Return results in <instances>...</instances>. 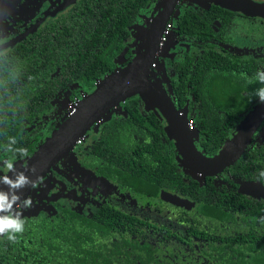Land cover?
I'll use <instances>...</instances> for the list:
<instances>
[{"label": "flooded vegetation", "instance_id": "flooded-vegetation-1", "mask_svg": "<svg viewBox=\"0 0 264 264\" xmlns=\"http://www.w3.org/2000/svg\"><path fill=\"white\" fill-rule=\"evenodd\" d=\"M119 1L125 3L126 0ZM148 1L149 3L138 12L134 21L124 27V33L121 32V27L118 28L115 40L109 37L110 29H105V33L108 35L104 38L105 42L113 43V48H109L103 54L104 67H108L106 60L112 52H117L111 58L113 62H110L114 63L116 67L102 77H98L91 90L83 80L74 79L72 70L61 74L62 69L59 67L50 72L48 77L41 82L42 89L51 93L48 98L49 103L45 106L38 103V107L35 106L30 116L23 115L22 138L15 137L16 143L22 145H11L13 150L26 149L28 154L19 156L18 151H7L6 147L10 144L8 141L1 145V158L7 157V152H10L14 167L19 162L25 165L27 162L25 158L32 156L41 144H45L80 103L91 95L108 76L139 60V56L145 51L149 36L163 11L162 3L165 0ZM252 1L264 3V0ZM112 2L113 0H0V62H10L15 56L21 55L25 58L31 56L33 51L36 55L37 50L42 56V51L49 49L52 52L56 48L59 49L56 52L59 55L60 49L64 45L62 41L65 37L63 36H66V34H59L63 25L79 14H83L90 7L96 9L103 3L109 5ZM82 6L86 9L77 11ZM250 12L245 13L242 10L210 0H176L157 39L155 56L149 69V78L153 82L160 79L162 87L171 96L170 93L174 92L173 78H175L176 67L182 68L180 70L184 71L183 74L186 72L191 75L198 66L202 65L201 62H206V64H208L207 62H241L243 68L237 70L236 78H234L236 81L230 79L225 82L235 85L237 93L235 103L238 108H243V111L239 113L238 120L241 123L253 109L261 104L258 97L250 96L251 92L264 87V83L259 80L253 82L254 78H252L253 74L258 77V74L264 71V16ZM180 20H183V24L187 26L182 27ZM88 30L89 28L86 29V31ZM68 33L67 29V36ZM104 45L106 46V44ZM25 51L27 53H24ZM217 54L218 58H216ZM209 55H214L215 60L208 58ZM92 60L89 58L87 62ZM98 63L101 67L103 66L101 62ZM184 65L187 67L183 68ZM246 65L247 67H245ZM213 66L212 68H214ZM239 83L249 85L248 87L253 91L245 88L241 90L237 87ZM219 84L214 87L215 91L220 86ZM132 97H139V108L144 115H147L151 110L157 111L162 117L165 127L168 126L167 121L155 105L151 102L148 105V102L143 100L140 95ZM132 97L113 107L111 110H115V114L110 118L103 115L87 129L83 136L76 141L72 150L36 182L30 192L12 208L10 213L6 212L3 215H19V218L24 221V231L16 234L14 242L9 241L6 234L0 235V252L16 256L24 243L28 246L26 248L28 250L49 251L46 253L49 258L46 256L45 259H48L47 264H81L82 259L79 256L72 260L68 255L64 256L69 253L86 256L88 250L95 247L108 249L109 252L117 254L123 262V259L133 256L140 247L145 248L146 245L153 244L163 251L161 254L164 259L169 258L171 261H175L180 258L181 261H186L188 264H216V259H214L218 254L216 246L222 242L229 245L235 244L232 236H229L231 232L233 235L235 234L233 218H250L248 213L241 214V207L246 208L244 205L238 207L236 211L232 210L227 214H221L219 212L221 204L218 203L220 196L238 195V200L242 204L253 205L259 202L261 204H258V213L254 214L252 218H264V197H254L245 192V194H238L246 185L236 184L239 177H237L233 166L240 157L220 172L202 174L185 165L180 151L174 153L173 158L177 163V170L189 173L188 175L197 182L194 187L188 184L182 188L184 192L163 185L164 183H160L161 180H157L156 177L145 183L140 192L133 187L124 185L126 180L121 175V171L125 172L126 169L115 157L138 159L141 152L136 147L138 143L137 129L131 128L125 135L122 127L114 128V124L110 125V123L115 121L117 116L120 118L118 121L129 117L130 112L127 106ZM7 102L8 106L15 105V102L8 98ZM198 106L195 104L193 111H196ZM223 106L220 108L221 111ZM224 107L231 106L227 104ZM176 108L186 118L185 112L177 106ZM7 112V116L0 115V120L6 123L8 126L6 130L10 131L18 121L13 119L15 113ZM57 112L58 116L53 118ZM186 119L194 141L198 127L194 120H189L188 117ZM92 128L97 129L92 131ZM104 128L109 131L114 128L116 135L112 136V141L115 145L111 146V151H108V154L101 150V156H99L96 153L97 144L101 149L104 147L103 144L108 145L102 141L100 135ZM233 132L236 133L237 130ZM161 140L167 154L166 144L168 148L170 147L168 138L163 136ZM173 140L177 146V142L175 139ZM128 142L133 146L132 148ZM194 143L202 154L209 157L214 156V154L200 151L198 142L194 141ZM123 147H129L130 150H123ZM81 149L84 150L85 159L82 154H79ZM254 149L260 150L263 154ZM245 150L250 152L253 157L260 156V165L253 176L262 182L258 185L264 189V120L254 131ZM151 151L156 152L157 149ZM246 157H250V155ZM103 158H108L112 163L107 164V160ZM84 160H86L85 164ZM135 160H133L134 164ZM114 166L118 171L111 169ZM148 170L154 171V169ZM10 171L12 170H8L3 163L0 167V176L8 174ZM207 176L211 177L213 184L211 187L204 188ZM184 180L188 181L189 179L185 176ZM163 195H173L183 203L176 204L164 198ZM26 200L31 201L27 207L24 205ZM206 207H208V212L204 211ZM64 210L67 217L64 215ZM145 210L147 212L142 213ZM71 214H74L75 217H72ZM58 216L61 218H54ZM224 218H228V220ZM129 219L133 221L129 223ZM133 222L135 223L132 224ZM61 223H78L80 228L92 226L93 230L88 227L91 233L97 229L98 225L106 224L108 229L97 234L93 241L89 239L81 245H74L73 242H67L63 236H60L51 243H58L61 248H56L54 245L48 246L47 242L54 237L53 232ZM34 225L37 230L35 233L32 230ZM261 225L262 221L256 224V226ZM237 238L242 239L243 237ZM38 253L44 260L43 252L39 251ZM25 263L24 260L22 264Z\"/></svg>", "mask_w": 264, "mask_h": 264}, {"label": "trees", "instance_id": "trees-1", "mask_svg": "<svg viewBox=\"0 0 264 264\" xmlns=\"http://www.w3.org/2000/svg\"><path fill=\"white\" fill-rule=\"evenodd\" d=\"M147 3H149L148 0H126L125 3L119 0H113L109 5L103 3L100 7L96 9L90 7L87 11L85 10L86 8L82 6L77 11L85 10L83 14H79L77 17L72 18L70 22L63 25L62 30L59 31L58 29L60 35L66 34V36H63L65 37L62 41L64 45L60 49L59 55L56 54V52L59 51V49L56 48H54L52 52H50L49 49L42 51V56L39 50H37L36 55H34L33 51L31 56L25 58H23V55L15 56L10 62H0V115L7 116V111H10L15 113L13 119L18 121L10 131H7L6 127L8 128V126L0 120V148L1 145L10 141V138H22L21 134H23L24 131L22 123L23 115L30 116L35 106L38 107V103L43 106L49 103L48 98H50L51 93L42 89L41 82L48 77L50 72L55 71L59 67L62 69L61 74H64L68 70H72L74 72V79L83 80L91 90L98 77H102L107 72L115 69L116 65L110 62H113L111 58H113L112 56L117 52H112L106 60L108 67H104L105 62L102 60L103 54H105L109 48H113V43L109 44L105 42L104 38L108 36L105 33V29H110L109 37L115 40L118 28L121 27V32L124 33V27L134 21L138 12L141 11ZM192 16L194 15L192 14ZM180 24L182 27L187 26L183 24V20H180ZM87 28H89L88 31H86ZM67 29L70 36H67ZM104 44H106V46ZM24 53H27V51ZM89 58L93 60L87 62ZM208 58L215 60L214 55H209ZM216 58H218V54ZM98 62H101L103 69ZM207 63L212 66L215 65L213 66L215 69L212 68L211 65L206 64V62H201L202 65L198 66L190 75L186 72L183 74L182 72L184 71L180 70L182 68L176 67L175 78H173L174 92L170 94H172L171 96L176 106L182 109L186 117H188L189 120H194L197 125L198 128L194 136V141L198 142L199 150L216 155L224 149L228 141L235 135V132L232 133V131H236L240 124V121H238L239 113L243 111V108L240 109L237 107L236 103H231V107L223 106L221 111L220 108L222 105L217 100L218 98L214 87L219 83L220 86L225 85V82L228 80L236 78L237 70H242L243 67L240 64L241 62ZM36 65H38V67H36ZM186 67V65L183 66V68ZM245 67H247V65ZM246 73L245 76L247 75ZM252 78H254L253 82L258 80L255 74L252 75ZM189 84L190 87H188ZM248 86L249 85H241L240 83L237 85L241 90L244 88L250 89ZM254 92L255 91L250 94L252 98L257 97L254 95ZM7 98L15 102V105L8 106ZM142 99L149 102L143 97ZM195 104L199 106L196 111H193ZM189 106L190 109H188ZM127 109L130 112L128 118L118 121L120 118L117 116L115 117V121L113 120L114 122L112 121L110 123V125L114 124V128L122 127V131L125 135L128 134L131 128L137 129L138 143L136 147L138 151L141 152L138 159L115 157L126 169L125 172L121 171V175H123L126 180L124 185L133 187L140 192L145 183H148L150 179L154 177H156L157 180H161L160 183H164L163 185L183 192L184 189L182 188L188 186V184L193 187L197 185L195 179L188 175L189 173L186 174L177 170L178 166L173 155L174 153H179V149L175 145L159 113L151 110L147 115H144L139 108V97H132L128 102ZM113 129H111L112 131L107 130V128L102 129L100 134L102 141L108 145L106 146V144H103L104 147L101 149L97 144L96 153L99 156H101V150L108 154V151H111V146L113 147L115 145L112 141V136L114 137L116 132ZM163 136L168 138L170 144L169 148L166 144L167 154L165 153L164 145L161 140ZM128 143L130 144V142ZM43 144H41L39 148ZM15 145L21 146L22 144L17 142ZM132 147L133 146L130 144V148ZM130 148L123 147V150L129 151ZM152 149H157V151L152 152ZM254 150L262 153L260 150ZM83 152L84 150L81 149L79 154H82L85 159ZM18 155L21 156L20 153H18ZM248 155H250V157H246ZM30 157L27 156L25 160H28ZM259 158L260 156L253 157L248 151L241 154L239 160L233 166L236 170L237 177H239L236 180L237 185L262 183L253 176L260 165ZM103 159L107 160V164L112 163L108 158ZM133 160H135V164ZM83 162L85 164L86 160ZM117 168L119 169V167ZM111 169L115 170L116 168L114 166V168L111 167ZM148 169H154V171L152 172ZM116 171L118 170L116 169ZM185 176L188 177V181L184 180ZM210 178L211 177L207 176V182L206 185L203 186L204 188L212 186L213 182ZM241 193L245 194L242 191L238 192L240 195ZM218 203L221 204L219 205V212L221 214H227L232 210L236 211L238 207L244 205L246 208L241 207V214L248 213V217L250 218H233L235 222V234L233 235L231 232L229 236H232L235 244L229 245L225 242H222V245L218 244L216 246L218 254L214 257V259H216L215 263L264 264V218H252L254 214L258 213V204L261 203L257 202V204L253 205L249 203L242 204L238 200V195H234L233 197L222 195L219 197ZM204 211L208 212V207L204 208ZM64 215L67 217L65 210ZM71 215L75 217L74 214ZM97 216L99 217L98 213ZM54 218L61 217L58 216ZM224 219L228 220V218ZM129 220V223L133 221L132 219ZM259 221H262V225L256 226ZM134 223L135 222L132 224ZM88 227H90V230H93L92 226L80 228L78 223H61L53 232L54 237L51 241L47 242V245L51 247L54 245L56 248H61L58 243H51L60 236H63L67 242H73L74 245H81L89 239L93 241L97 234L103 233L108 229L106 224L98 225L97 229L91 233ZM32 230L34 233L37 231L35 225ZM80 231H82V233H80ZM239 236L243 238H237ZM27 247L28 246L23 243L16 256L12 254L6 255L0 252V263L3 261L2 264H22L25 260V264H47L48 259H45L47 256L46 253L49 251L28 250L26 249ZM39 251L43 252L44 260L40 258ZM161 253H163L162 250L150 244L146 245L145 248L140 247L133 256H127L123 259V262L117 254L109 252L108 249L104 250L95 247L88 250L86 256L69 253L64 257L68 255L72 260L79 256L82 259L81 264H188L186 261H181L180 258L175 261H171L169 258L164 259ZM137 261H140V263H137Z\"/></svg>", "mask_w": 264, "mask_h": 264}, {"label": "water", "instance_id": "water-1", "mask_svg": "<svg viewBox=\"0 0 264 264\" xmlns=\"http://www.w3.org/2000/svg\"><path fill=\"white\" fill-rule=\"evenodd\" d=\"M210 1L225 4L245 13H251L250 11H252L256 15L264 16V3H254L252 0ZM175 2L176 0H165L162 3L163 11L149 36L145 51L139 56V60L108 76L91 95L80 103L71 116L54 132L40 150L27 160L25 165L19 162L15 165L14 170L6 174L9 178L15 180L18 173H23L30 183L24 187L10 190L8 185L0 180V187H2L0 191L7 194L8 201L12 199L13 191L19 197L12 208L23 200L37 181L72 150L76 141L83 136L87 129L113 107L125 102L126 99L134 95H140L147 99L149 101L148 105L150 102L155 105L165 118L168 132L177 142V147L187 167L202 174H213L232 165L241 156L254 131L264 120V103H261L245 117L224 149L209 157L196 148L187 117L185 118L176 108L172 97L162 87L161 80L157 79L156 82H153L149 78V69L155 56L157 39ZM242 192L255 197H264V189L258 183L246 184ZM163 197L176 204L183 203L173 195H163ZM6 212L8 210L0 211V216H3Z\"/></svg>", "mask_w": 264, "mask_h": 264}, {"label": "clouds", "instance_id": "clouds-1", "mask_svg": "<svg viewBox=\"0 0 264 264\" xmlns=\"http://www.w3.org/2000/svg\"><path fill=\"white\" fill-rule=\"evenodd\" d=\"M257 79L264 83V71L260 72L258 74ZM254 95L259 98L260 103H264V87H261L257 90H255ZM16 140L15 138H10V144L8 147H6L7 151H18L21 156L27 155L26 149H15L13 150L11 148L12 144H15ZM5 167L8 170H14L13 163L8 160L4 162ZM0 180H3L4 184L8 185L10 190H15L21 187L26 186L30 181L23 173H18L16 176V179L13 180L9 178L7 175L0 177ZM19 199L18 196L15 195V192L13 191L12 199L8 201L7 194L0 191V211L8 210V213L12 210V205ZM7 202V203H5ZM31 204L30 200L24 201V205L27 207ZM24 231V221L19 218V215H6V216H0V235H7L9 241H15L16 240V234L22 233Z\"/></svg>", "mask_w": 264, "mask_h": 264}, {"label": "rangeland", "instance_id": "rangeland-1", "mask_svg": "<svg viewBox=\"0 0 264 264\" xmlns=\"http://www.w3.org/2000/svg\"><path fill=\"white\" fill-rule=\"evenodd\" d=\"M146 36V34L144 35V37ZM263 69H264V66H263ZM216 94H217V100L219 101L220 104L222 105H227V104H234L235 103V100L237 98V93L235 91V85L233 83H228V84H225V85H221L218 89H216ZM146 103V102H145ZM147 104V103H146ZM77 106V105H76ZM115 110H111L109 111L108 113L105 114V117L106 118H110L112 115H114ZM58 112L53 116V118H56L58 116ZM104 118V119H106ZM48 121V120H47ZM95 128V127H94ZM92 128L91 130H95ZM8 155L7 157L5 158H1V155H0V161L1 163L3 164L5 161H8L10 160L12 162V156H11V153L10 152H7ZM0 163V167H2V164ZM16 167V166H15ZM1 177V176H0ZM3 177V176H2ZM1 186V185H0ZM0 190H2V187H0ZM131 204V203H130ZM129 204V205H130ZM144 212H147V210L143 211L142 213Z\"/></svg>", "mask_w": 264, "mask_h": 264}]
</instances>
